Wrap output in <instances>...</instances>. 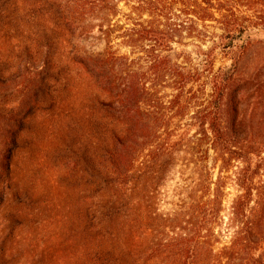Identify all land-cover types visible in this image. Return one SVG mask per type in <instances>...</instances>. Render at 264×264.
I'll list each match as a JSON object with an SVG mask.
<instances>
[{"label":"trees","instance_id":"1","mask_svg":"<svg viewBox=\"0 0 264 264\" xmlns=\"http://www.w3.org/2000/svg\"><path fill=\"white\" fill-rule=\"evenodd\" d=\"M122 1L65 3L54 14L56 28L48 29L43 21V0H0V264H15L20 231L35 223L37 209L31 204H35L33 200L39 202L34 198L37 180L28 169L18 172L15 162L27 136L35 135L39 140L33 144L41 149L43 141L29 125L30 117L39 111L48 115L54 112L52 122H57L59 130L53 125L48 134L60 136L56 138V154L66 163L63 167H69L75 157L73 165L87 167L89 173L84 168L85 173L90 174V214L86 217L81 211L83 219H78L76 235L63 240L65 245L74 246L69 259L62 258L64 264H264V174L259 186L251 179L255 174L252 170L239 175L236 183L242 194L232 204L227 228L232 234L223 244L217 233L224 220L222 175L216 182L211 178L201 182L191 192V202L185 209L164 216L158 212L156 200L176 163L174 149L171 153H151L138 164L133 154L125 156L124 151L132 147V136H151L157 129L139 122L137 110L128 108L139 107V94L146 87L136 80L117 82L125 57L111 51L92 55L73 41L89 32V26L83 24L87 19L105 21L115 16ZM177 1L189 15L194 13L193 3L200 5L199 20L218 23L223 33L216 36L211 50L200 48L197 52L205 57L202 69L180 62L183 56L172 46L168 68V57L154 53L168 51L173 32L170 36L146 30L144 39L153 42L154 56L148 61L152 74L171 72V86L178 93L171 101L174 107L182 106V93L190 84L206 79L212 94L198 128L201 135L212 136L218 161L222 162L221 174L237 160L248 164L249 169L253 157L259 158L257 166L264 172V90L250 102L254 116L248 120L244 93L252 89V83L239 73L243 56L256 46L251 29L264 25V0H171L172 4ZM240 7L252 12L253 17L241 16ZM10 10L19 28L6 23ZM25 25L29 30L21 29ZM12 29L21 32L10 36ZM217 50L229 58L231 68L215 72ZM39 60L43 66L37 75L43 77L36 99L24 102L21 109L12 107L4 86L18 74L29 72L31 61L37 65ZM116 68L119 72L113 78ZM56 91L61 93L60 98ZM40 97L53 106L43 111ZM44 122L41 128L47 130ZM36 156L37 160V152ZM32 158V154L27 157ZM30 183H34L32 190ZM253 201L255 205L250 208Z\"/></svg>","mask_w":264,"mask_h":264},{"label":"rangeland","instance_id":"2","mask_svg":"<svg viewBox=\"0 0 264 264\" xmlns=\"http://www.w3.org/2000/svg\"><path fill=\"white\" fill-rule=\"evenodd\" d=\"M89 1L43 0L41 4L45 10V17H43L45 26L48 29L56 28L54 25L56 21H53L54 14L57 8L64 7L65 3L73 6L78 2L84 4ZM191 6L192 4L189 5ZM192 10L194 13L189 15L190 12L178 1L172 4L171 0H123L118 3V13L115 16L110 15L105 21L100 18L87 19L83 24L89 26V32L82 39L74 38L73 41L92 55H101L111 51L117 57H125L126 60L123 62L125 65H123L121 77L117 82L124 84L126 81L136 80L146 87V91L139 94L140 101H142L139 107L128 108L133 109L134 112L137 110L138 113L135 115L139 122L157 126L156 132L151 136H132L130 144L132 147L124 152L127 157L133 154L138 164L151 153L154 155L171 153V149H174L176 163L167 174L157 195V209L160 214L171 216L175 211L185 209L191 202V192L208 178H211L212 182H216L220 175L225 178L222 212L224 220L222 226L217 228V233L224 244L230 240L232 234V232H227L232 204L237 196L242 194L236 181L239 175L242 177L244 173L252 170L255 174L251 176V179L256 186H259L264 174L263 170L257 166L260 160L253 157L249 169H247L249 165L240 160L232 161L230 169L221 174L222 162L218 161V153L214 149L212 136L201 135V129L198 128V123L202 119L203 112L208 108L212 94L206 79L190 84L182 93V106L174 107L171 101L178 93L171 86V72L167 71L157 76L152 74L150 63H148L154 54H161L163 57H168V68H171L172 46L179 54H182L183 58L180 62H184L187 67L195 69L204 67L205 57L199 56L197 52L200 48L205 51L211 50L214 42L217 41L216 36L223 32L218 23L199 20L200 17L197 16H202L200 5L193 3ZM239 11L242 12L241 16L253 15L245 7H240ZM13 15L12 10L6 14L8 17L6 23L13 25V28H19L20 25L13 21ZM25 26H21V29L29 30ZM21 29L17 31L12 29L9 35L15 37ZM30 29L33 30L32 27ZM146 30H159L170 36L173 32V43L172 45L171 42L169 43L168 51L159 50L152 54L153 42L144 39L146 35L143 32ZM260 32L264 33V25L258 29H251V38L256 46L243 56L239 71L241 78L246 76L248 82L252 83V89L244 93L248 103L246 107L248 120H252L254 116L250 102L254 100L259 90H264V36L254 35ZM45 51L46 49L43 52ZM31 62L29 72L18 74L17 78L4 86L5 91L9 90L7 92L8 102H11L12 107L21 109V104L36 99V90L38 91L43 77L39 75L43 65L40 60L37 65ZM231 66L232 62L229 58L221 50H217L214 63L215 72L229 69ZM118 72L116 68L111 74L113 78L118 75ZM56 94L54 95L57 98L61 97V93L56 91ZM38 99L42 103L40 107H43V111H46L50 105L53 106L50 104L51 101L45 98L46 101H44L43 97ZM53 115L54 112L48 115L46 112L39 111L29 120L30 128L43 141L40 148L44 151L34 146L39 139L32 134L27 136L28 140L24 149L19 150L16 158L15 165L18 172L28 169L30 176L37 180L35 189L38 188V191L34 198L39 202L36 204V200H33L35 204H31V207L37 209L35 223L20 231V239L16 244L15 264H64L62 258L69 259L70 254L74 253V246L73 244L70 247L65 245L63 240L65 242V239L76 235V230L79 228L78 219H83L81 211L85 212L86 217L90 214L89 209L93 199L90 196V174H86L89 170L79 163V166H74L75 157L71 158L72 163L69 167H63L66 163L58 159L59 155L56 154V138L60 136L48 134L49 128L57 124V122H52L51 116ZM43 121L48 124L47 130L41 128ZM1 127L0 124V132ZM56 129L59 130L57 125ZM40 150L42 152L39 153ZM36 152L40 159L36 160ZM30 154L33 158L28 160L27 157ZM262 157L264 158V153ZM34 168L37 169L34 170ZM84 168L87 170L86 173ZM29 186L32 190L34 183H30ZM12 205L15 206V204ZM29 205L28 203L26 210ZM254 205L255 201L251 203L250 208Z\"/></svg>","mask_w":264,"mask_h":264}]
</instances>
